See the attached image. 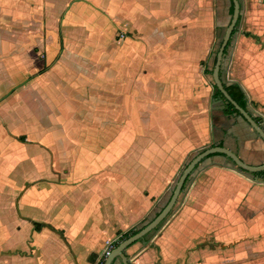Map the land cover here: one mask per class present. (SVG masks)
Listing matches in <instances>:
<instances>
[{"label":"crops","instance_id":"1","mask_svg":"<svg viewBox=\"0 0 264 264\" xmlns=\"http://www.w3.org/2000/svg\"><path fill=\"white\" fill-rule=\"evenodd\" d=\"M238 2L222 79L241 86L264 126V0ZM24 4L0 0V21L18 29ZM27 6L43 15L37 42L47 45L29 81L18 83L19 35L7 51L8 31L0 35L2 84L17 92L0 100V264H98L105 241L118 238L116 246L150 221L187 159L205 147L264 163L263 141L212 99L203 67L230 22V0ZM258 173L219 154L205 158L165 221L125 250L129 264H199V252L213 260L217 244L264 245Z\"/></svg>","mask_w":264,"mask_h":264},{"label":"rangeland","instance_id":"2","mask_svg":"<svg viewBox=\"0 0 264 264\" xmlns=\"http://www.w3.org/2000/svg\"><path fill=\"white\" fill-rule=\"evenodd\" d=\"M24 1H25V4H24L23 11H22L23 19L20 22L21 24L18 23V29L16 26H13L10 21H5V20L1 19V21H0V35H2V37L5 40L6 39V32L8 31L7 48L5 49V47H1L2 50H4V51L9 50V48H11V46H15V41L13 42V44L12 43L10 44V40H12L16 34L19 35L17 46L20 47L21 51L19 50L20 51L19 53L21 54V56H23V67L21 69L23 71H21V72L18 71V73H16V72H14V68H12V66H11L12 71H13L12 79H14V80H19V79L23 80L24 79L23 81L26 82V81H29V77H31L30 74H32V73L29 74L30 69H28V68L31 66L30 64H31L32 59L35 57L34 55L38 54V56L41 57L43 55L44 50L46 49L47 43L43 42L42 40L39 43L37 42V40L41 39V36L43 34H45L44 33L45 29H44L43 22H42L43 15L42 14L37 15L35 13H32L31 8H29L27 6V5H32V3H36L38 0H24ZM12 12L14 13V10H12ZM7 14H8V18H9L8 20H10L11 10H8ZM33 14L35 16H33ZM20 34L22 35L21 39H20ZM222 35H223V33L222 34L220 33L218 35L216 41L212 44V48H211V51L209 54L210 56L205 61L206 63L203 66V67H208V70H212V67H213L212 62H213L214 56L217 52V49H218L219 43L221 41ZM44 37L46 38V36H44ZM20 40H22V43H20ZM226 60H227V58H226ZM224 68H225V61L222 62V73L224 72ZM210 75L211 74H207L206 77L212 82V78ZM10 78H11V76H9V81L11 80ZM223 79H225L224 75H223ZM21 80H19L18 83H20ZM3 82H4V80L0 76V100H1V98H4L7 95H10L11 93H13L12 95H15L17 93L16 90L14 91V88L10 91H7V88L10 87V85L7 88H5L2 84ZM12 85L14 86V84H12ZM16 86L19 87L20 84H18ZM23 98H27V95H25ZM29 103L31 104L30 101H29ZM31 105H33V104H31ZM4 130H5L4 128L3 129L0 128V132H3ZM20 130H15L14 133L16 136L19 135ZM0 135H1V133H0ZM8 148H10V147H8ZM26 148L27 147H24V152H26ZM16 149H17V147H16ZM15 152L19 153L18 150H16ZM25 154H27V152ZM25 154H23V157ZM25 156H27V155H25ZM192 157H189L187 159V162ZM176 179H177V177L174 179L173 184L176 182ZM172 186H171V188H172ZM149 218H151V216H149L145 220H143V222H141V225H143L146 221H148ZM119 240H118V242H119ZM251 247L250 248H245V247L243 248V247H241L240 244H237V243L236 244L233 243L232 245H228V246H224V247L217 244L216 250H215V257L213 260L207 261L206 256L204 255L207 252H203V251L199 252L200 253L199 264H264V245L261 244V246H257L256 248L255 247L251 248Z\"/></svg>","mask_w":264,"mask_h":264},{"label":"water","instance_id":"3","mask_svg":"<svg viewBox=\"0 0 264 264\" xmlns=\"http://www.w3.org/2000/svg\"><path fill=\"white\" fill-rule=\"evenodd\" d=\"M230 1L232 4L231 19L223 32L221 41L214 57L215 61L211 72L212 84L221 93L223 99L225 100V103H229L236 110L238 115L249 125V127L255 132V134H257V136L264 143V129L259 124H257L244 109L238 106L235 101L231 99V97L225 91L223 87V82L219 77V72L221 70L224 58L223 52L228 42H230L231 36H233L232 33L236 28L240 12L238 0ZM215 154L225 156L237 169L241 171L251 174L264 171V163L258 166L249 165L243 160H241L233 151L229 150L228 148H225L224 146L211 145L201 149L183 167L163 207L150 221L144 224L136 233L128 236L126 239L122 240L118 245H116L109 252L103 264H113V261L116 259H120L122 264H129L125 255V250L139 239L155 231L165 221V219L172 212L179 196L182 194L184 186L186 185V182L191 176V174L205 158Z\"/></svg>","mask_w":264,"mask_h":264},{"label":"trees","instance_id":"4","mask_svg":"<svg viewBox=\"0 0 264 264\" xmlns=\"http://www.w3.org/2000/svg\"><path fill=\"white\" fill-rule=\"evenodd\" d=\"M236 31V28L234 29L232 35L234 34V32ZM229 46V42L223 52V55L226 54L227 48ZM214 59H213V64H214ZM212 70H208L207 72H205L206 74H211ZM219 77L221 78L222 82H223V87L225 89V91L228 93V95L231 97V99L233 101H235V103L240 106L242 109H244L252 118L253 120L259 124L263 129L264 126L263 124H261V118L258 116L253 115V112L251 111V107H253V103L251 101H249V99L247 98L245 92L242 90L241 86L236 83V82H225L222 79V70H220L219 72ZM213 87V95H212V99H222L223 101H225L221 95V93L218 91V89L212 84ZM226 108H227V112L229 113H236V110L229 104L226 103ZM21 141L22 138L20 139ZM258 174H264V171ZM157 214V213H156ZM136 233V228H132L129 231L125 232L123 234V239L128 237L129 235H132Z\"/></svg>","mask_w":264,"mask_h":264},{"label":"built area","instance_id":"5","mask_svg":"<svg viewBox=\"0 0 264 264\" xmlns=\"http://www.w3.org/2000/svg\"><path fill=\"white\" fill-rule=\"evenodd\" d=\"M118 238H114L113 240H107L105 241L104 249L99 257L98 264H103L105 258L109 254V252L115 247V244L117 243Z\"/></svg>","mask_w":264,"mask_h":264}]
</instances>
